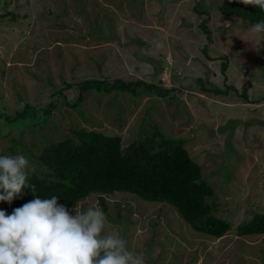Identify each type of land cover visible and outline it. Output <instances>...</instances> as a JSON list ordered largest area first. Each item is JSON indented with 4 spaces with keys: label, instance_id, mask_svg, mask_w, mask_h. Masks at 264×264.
<instances>
[{
    "label": "rangeland",
    "instance_id": "374dc122",
    "mask_svg": "<svg viewBox=\"0 0 264 264\" xmlns=\"http://www.w3.org/2000/svg\"><path fill=\"white\" fill-rule=\"evenodd\" d=\"M221 3L0 0V111L39 108L23 121L0 117V155H15L10 146L23 133L18 150L40 168L34 154L80 128L121 135L126 150L156 124L186 137L185 147L213 186L216 213L233 224L221 238L196 231L169 203L126 191L106 195L105 204L93 193L71 207L101 208L107 231L119 233L145 264H264V235L236 234L253 216L252 205L264 213V34L222 14ZM225 75L238 94L200 88V78L210 87L224 86ZM87 79L146 84L81 91L79 83Z\"/></svg>",
    "mask_w": 264,
    "mask_h": 264
},
{
    "label": "trees",
    "instance_id": "16d2710c",
    "mask_svg": "<svg viewBox=\"0 0 264 264\" xmlns=\"http://www.w3.org/2000/svg\"><path fill=\"white\" fill-rule=\"evenodd\" d=\"M197 9H202L199 3ZM219 10L224 15L240 17L250 26L264 19V12L257 7L246 6L239 0H222ZM202 27L206 31L209 30L206 20ZM227 65L228 59L222 63L221 69L225 70ZM200 79V88L205 92L215 95L240 92L235 85L227 83V75L224 76L226 84L219 87H210ZM140 84L146 82L139 80L137 83H126L116 80L109 84L106 79H88L80 82L79 86L81 91L87 88L96 92H108L120 89L135 90ZM150 86L158 88L161 95L166 93L155 85ZM242 94L244 98H249L246 89ZM81 99L82 95L73 104L76 108ZM37 109L39 108L27 105L15 115L0 111V117L3 121L11 123L23 121L37 116ZM40 110L50 115L47 110ZM152 128L156 129L152 134L147 130V133H144L145 139H135L126 150L123 149L121 135H110L85 127L75 130L74 136L46 146L39 156L34 154L39 160L40 168L38 165L34 167L28 177V183L35 186L36 193L33 194L31 188L25 187L20 196L10 204L0 202V210L11 215L15 208L36 197L43 199L53 195L59 198V204L69 210L72 205L92 193L129 191L148 201L173 205L180 216L198 232L215 238L225 236L233 228L232 221L216 213L217 203L211 200L216 192L203 176L200 164L191 157L185 147L186 137L171 136L156 124ZM233 132L234 127L230 129L229 139ZM159 136L161 138H158ZM23 137L24 134L21 133V137L13 138L14 144L10 146L13 154H21L18 145L22 144ZM224 182L227 183L225 178ZM101 199L104 201V197L101 196ZM251 211L253 216L236 227L238 236L264 235V213L256 211L254 205L251 206ZM156 224L158 221L153 226Z\"/></svg>",
    "mask_w": 264,
    "mask_h": 264
},
{
    "label": "clouds",
    "instance_id": "9594fccd",
    "mask_svg": "<svg viewBox=\"0 0 264 264\" xmlns=\"http://www.w3.org/2000/svg\"><path fill=\"white\" fill-rule=\"evenodd\" d=\"M239 2L264 12V0ZM249 31L264 34V19ZM32 171L34 167L23 154L0 155V202L10 204L25 187L35 194V186L28 183ZM116 192L120 191L98 195L105 204L106 195ZM58 200L54 195L36 197L11 215L0 210V264H145L143 256L131 251L119 233L107 231L108 220L101 208L80 211L76 206L73 215L71 207L84 199L69 210Z\"/></svg>",
    "mask_w": 264,
    "mask_h": 264
}]
</instances>
